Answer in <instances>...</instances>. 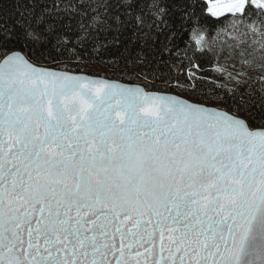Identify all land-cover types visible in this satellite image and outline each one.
<instances>
[{"label":"snow or ice","instance_id":"1","mask_svg":"<svg viewBox=\"0 0 264 264\" xmlns=\"http://www.w3.org/2000/svg\"><path fill=\"white\" fill-rule=\"evenodd\" d=\"M246 5L0 9V264H264V75L201 103L153 69L186 24ZM121 49L143 87L45 67Z\"/></svg>","mask_w":264,"mask_h":264},{"label":"trees","instance_id":"2","mask_svg":"<svg viewBox=\"0 0 264 264\" xmlns=\"http://www.w3.org/2000/svg\"><path fill=\"white\" fill-rule=\"evenodd\" d=\"M40 3L46 6L47 12L53 15H63L74 9L76 0H40ZM0 9L13 11L15 0H2ZM246 12L248 15L245 17H241L239 14L212 17L205 12V18L201 23L193 22L191 25H185V30L177 34L171 43H168L167 49L163 52V58L157 56L156 64L153 65L155 75L164 77L170 86L166 89V93L181 94L187 99L199 100L203 103L204 101L199 99L202 96H211L213 93L223 95L224 91L237 88L240 82L249 77L258 79L264 75V69L260 65L262 59L259 60L258 57H255V52L249 48L243 49L244 51L240 54L243 68L238 72V75L236 74L237 76L231 74L221 76L214 71L218 57L229 51L234 45L230 43L234 37L247 35L243 38L247 39L254 34L259 38L264 48V24L261 23L264 21V12L250 3L246 5ZM241 20H243L242 23ZM196 34L205 36L201 46H198L193 39ZM121 55H128V53L123 49L119 52L114 50L102 58L87 60L86 66L78 67L77 62L72 61L66 62L67 67L54 63L47 64L45 67L98 76L126 84H138L143 87L142 81L136 79L133 74H122L112 67L114 63L120 62ZM144 71L149 73V79H151L153 72L148 68H145ZM156 84V88L146 90L156 92L165 90L160 80H157ZM178 85H182L183 88L177 87Z\"/></svg>","mask_w":264,"mask_h":264},{"label":"rangeland","instance_id":"3","mask_svg":"<svg viewBox=\"0 0 264 264\" xmlns=\"http://www.w3.org/2000/svg\"><path fill=\"white\" fill-rule=\"evenodd\" d=\"M248 3L251 4V0H248ZM262 10L264 12V9H262ZM225 14H231V13H225ZM246 34H248V33H246ZM246 36L237 37V38L234 37L230 40V43H232L234 45L232 46V48L229 51L222 53L218 57V62L214 68L215 73H218L221 76H226L228 74H231L232 76H235L236 74L238 75V72L241 71L243 68V61L241 59L240 54L242 51H244L243 49H246V48H249L253 52H255V54H256L255 57H258L259 60L262 59V61H260L261 62L260 65H264V61H263V59H264V48H263L261 41H259V38L256 37V35H254V34L251 35L247 39H243ZM204 38H205V36H203V34H196V35H194L193 39L198 46H201L204 43ZM198 40H199V43H197ZM177 95L183 96L181 94H177ZM189 100H191V99H189ZM191 101H193V100H191ZM193 102H195V101H193Z\"/></svg>","mask_w":264,"mask_h":264},{"label":"water","instance_id":"4","mask_svg":"<svg viewBox=\"0 0 264 264\" xmlns=\"http://www.w3.org/2000/svg\"><path fill=\"white\" fill-rule=\"evenodd\" d=\"M52 69H53V68H52ZM54 70H56V69H54ZM57 71H61V70H57ZM72 74L90 76V75H86V74H82V73H72ZM90 77L105 79V78L98 77V76H90ZM107 80H109V79H107ZM110 81H114V82L119 83V84L124 85V86H141V85H138V84H126V83H122V82H120V81H116V80H110ZM141 87H142V86H141ZM151 92H156V91H151ZM166 94L174 95V96H179V97H181V98H183V99H187V98H185V97H183V96H180V95H177V94H174V93H166ZM187 100H189V99H187ZM189 101H191V100H189Z\"/></svg>","mask_w":264,"mask_h":264}]
</instances>
